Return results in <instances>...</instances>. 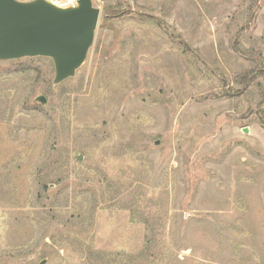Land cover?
I'll use <instances>...</instances> for the list:
<instances>
[{"label":"rangeland","instance_id":"rangeland-1","mask_svg":"<svg viewBox=\"0 0 264 264\" xmlns=\"http://www.w3.org/2000/svg\"><path fill=\"white\" fill-rule=\"evenodd\" d=\"M91 3L65 80L0 60V264H264V0Z\"/></svg>","mask_w":264,"mask_h":264},{"label":"water","instance_id":"water-1","mask_svg":"<svg viewBox=\"0 0 264 264\" xmlns=\"http://www.w3.org/2000/svg\"><path fill=\"white\" fill-rule=\"evenodd\" d=\"M75 4L59 7L47 0L28 4L0 0V60L49 57L55 82L71 76L86 57L99 19L91 0H75Z\"/></svg>","mask_w":264,"mask_h":264},{"label":"built area","instance_id":"built-area-1","mask_svg":"<svg viewBox=\"0 0 264 264\" xmlns=\"http://www.w3.org/2000/svg\"><path fill=\"white\" fill-rule=\"evenodd\" d=\"M62 0H52V2L54 4H56L57 6H68L71 5L73 3L74 0H65V2H61Z\"/></svg>","mask_w":264,"mask_h":264}]
</instances>
